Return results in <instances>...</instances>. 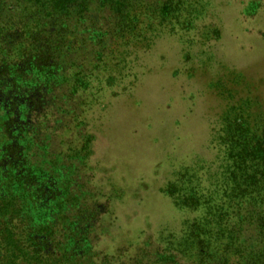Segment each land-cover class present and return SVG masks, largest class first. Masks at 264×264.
<instances>
[{
    "label": "trees",
    "instance_id": "16d2710c",
    "mask_svg": "<svg viewBox=\"0 0 264 264\" xmlns=\"http://www.w3.org/2000/svg\"><path fill=\"white\" fill-rule=\"evenodd\" d=\"M205 13L200 0H0V264H264V126L243 105L218 131L221 180L184 170L161 191L200 217L126 261L95 250L110 200L94 186L85 116L118 83L111 63Z\"/></svg>",
    "mask_w": 264,
    "mask_h": 264
},
{
    "label": "rangeland",
    "instance_id": "374dc122",
    "mask_svg": "<svg viewBox=\"0 0 264 264\" xmlns=\"http://www.w3.org/2000/svg\"><path fill=\"white\" fill-rule=\"evenodd\" d=\"M200 1L206 13L196 30L132 51L121 70L111 63L118 83L85 116L94 186L110 200L95 246L103 259L121 250L126 261L146 238L180 234L201 216L161 191L184 170L205 185L221 180L217 139L228 111L243 105L264 126V0Z\"/></svg>",
    "mask_w": 264,
    "mask_h": 264
}]
</instances>
